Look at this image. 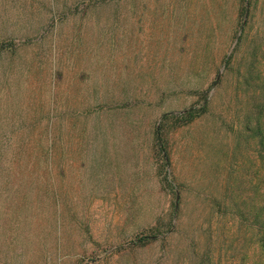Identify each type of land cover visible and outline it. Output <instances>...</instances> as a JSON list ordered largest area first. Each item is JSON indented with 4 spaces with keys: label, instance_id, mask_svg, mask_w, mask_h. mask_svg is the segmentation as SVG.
Wrapping results in <instances>:
<instances>
[{
    "label": "rangeland",
    "instance_id": "rangeland-1",
    "mask_svg": "<svg viewBox=\"0 0 264 264\" xmlns=\"http://www.w3.org/2000/svg\"><path fill=\"white\" fill-rule=\"evenodd\" d=\"M52 102L61 196L6 173L0 264H262L264 0H0L6 136Z\"/></svg>",
    "mask_w": 264,
    "mask_h": 264
},
{
    "label": "trees",
    "instance_id": "trees-1",
    "mask_svg": "<svg viewBox=\"0 0 264 264\" xmlns=\"http://www.w3.org/2000/svg\"><path fill=\"white\" fill-rule=\"evenodd\" d=\"M208 104V98H206L203 106L201 107V111L196 113L193 109H189L186 111L185 116L189 118V121L195 120L203 114V112L208 107ZM13 108L15 112L20 110L18 106ZM54 113L55 108L52 102L49 110L45 111V107L41 106L29 119L24 117L21 119V115L19 114L20 119H15L16 124L19 127L24 125L28 130V133L20 135L18 134L15 136H6L12 127L4 122L6 121L5 115L0 117V173L2 174L0 176V182L1 179H3L0 185V197H6L3 200H6L10 197L5 194L7 192V188L10 185H7L5 188L4 182L11 183V178L7 177V172H9V174L11 172H15L18 175H22L20 176L21 181L15 184L14 195H16V197L22 195L23 197L25 196V198H28L33 193L35 194L36 198L39 196H44V194L47 196H61V194L58 193V189L53 186L52 179L49 175V173L55 171L54 167L57 165L56 160H59L54 152V131L57 128L56 124L54 123ZM36 130L39 131V133H35ZM156 138L160 147V151L163 153L164 164L168 165L169 163L167 155L164 153L165 151L161 141L160 127H158L156 130ZM62 165L63 164L61 162L60 166ZM64 172L65 171L63 168L61 171L62 177L65 176L66 172ZM173 191L178 200L180 198L179 192L175 189ZM178 204H180V201L174 208L172 220H174V218L176 219L180 212ZM5 221V217H3V219L1 218L2 227L6 225ZM55 221L57 222V220ZM250 226L252 230L258 231V234L260 235V247L262 249L263 258L262 264H264V204L260 208H254L253 221L250 222ZM173 230L174 225L172 224L169 229H167L166 233L173 232ZM4 236H6L4 242H10L9 233L6 232ZM146 238L150 241L156 238V236L150 235ZM61 249L62 247L60 250Z\"/></svg>",
    "mask_w": 264,
    "mask_h": 264
}]
</instances>
